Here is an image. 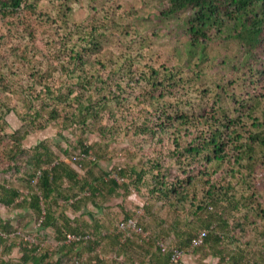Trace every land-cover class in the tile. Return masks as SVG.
Returning a JSON list of instances; mask_svg holds the SVG:
<instances>
[{"label":"trees","instance_id":"trees-1","mask_svg":"<svg viewBox=\"0 0 264 264\" xmlns=\"http://www.w3.org/2000/svg\"><path fill=\"white\" fill-rule=\"evenodd\" d=\"M151 1L147 35L109 0H0V264H189L200 232L190 262L264 264V0ZM50 126L64 145L24 144ZM121 130L162 159L102 165L89 136ZM131 185L153 197L121 240Z\"/></svg>","mask_w":264,"mask_h":264},{"label":"rangeland","instance_id":"rangeland-1","mask_svg":"<svg viewBox=\"0 0 264 264\" xmlns=\"http://www.w3.org/2000/svg\"><path fill=\"white\" fill-rule=\"evenodd\" d=\"M84 4L86 3V0H79ZM113 3H121V5L126 9H133L137 10L138 13H140V18L138 20L140 21L139 30L141 34H147L151 35L153 33L152 27L157 29L158 25L154 24V21L152 18L149 17V8L151 6L152 1L151 0H109ZM80 5V3H76L74 5V8H77ZM167 22L166 19L168 18H162ZM162 25V23H161ZM162 28H165L164 30H167L165 24L162 25ZM0 32H5L3 24L0 20ZM13 44V43H12ZM14 45V44H13ZM8 48L6 45L0 46V65H2V61L4 58L8 55ZM6 119L9 123L10 127H16L19 124L18 117L13 113L9 112L6 115ZM128 123V122H127ZM129 124V123H128ZM132 128V125L129 124ZM60 126H50L44 131H38V132H32L29 134V136L24 140L25 145H31L35 143L36 141L40 139H49L50 143H58L60 142L61 145L63 144V141L60 139L58 132L60 131ZM126 129H128L126 127ZM123 130V129H122ZM121 133L118 132V134L101 136L100 134H91L89 136L90 139H97L99 140L103 147L106 146L105 150L106 153L104 154V157L100 160L102 161L101 164L107 165L109 168L112 167L114 164H116L119 167H126L133 163L138 162L140 160V155L144 157V159L147 160L148 164H153L156 159L161 160L163 155L165 154V144L162 146L160 144V141H157L158 136H154L153 139H147L142 142V146H137V138L136 136L131 135L130 132L122 131ZM131 131V130H130ZM66 132V131H65ZM70 139L73 138V136L69 135ZM134 139V140H133ZM56 148V147H55ZM65 158H68L66 156H63ZM69 159V158H68ZM176 166V165H175ZM114 172V170H112ZM115 173V172H114ZM116 175V173H115ZM120 180V179H119ZM152 195H149L146 188H141L140 190H133V185H131V191L124 196V198L120 196H114L109 202V213H111L112 220L108 221L106 224H108V230L106 232H109L111 230H115L117 221L122 218L124 215L122 214V206L130 210L132 213L137 214V216L140 215V218H144L146 221L148 219V215H146L144 206H148L149 203L152 201ZM158 204L154 206V210L157 211ZM160 212L163 215L170 216L172 214H175L179 217H183L185 213L182 212H173V210H170L168 207H161ZM6 209L4 207H1L0 205V215L4 213ZM129 211V212H130ZM144 221V222H145ZM192 251H187L185 257H187L185 260H189V264H196L193 262H190L189 256H191ZM193 255V254H192ZM205 264H217V259L214 257L207 258L205 261Z\"/></svg>","mask_w":264,"mask_h":264},{"label":"built area","instance_id":"built-area-1","mask_svg":"<svg viewBox=\"0 0 264 264\" xmlns=\"http://www.w3.org/2000/svg\"><path fill=\"white\" fill-rule=\"evenodd\" d=\"M137 214H134L133 216H130L129 218H127L126 220H120L119 223H117V227L119 230L124 231V235L122 236L121 240H123L125 238L126 235H128L130 233L131 230L134 231H141V228L137 226ZM40 222V220L38 222H36L35 225H38ZM204 235V232H200L196 237H194L191 240L190 246L188 247V249L186 251L181 250V249H175L172 255V260L177 261L180 260L187 251H192L193 247L195 245H198L201 241H202V237ZM69 238L72 237V235H68ZM24 239L25 240H29L31 241L32 238L26 234L24 235Z\"/></svg>","mask_w":264,"mask_h":264}]
</instances>
